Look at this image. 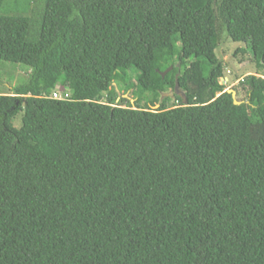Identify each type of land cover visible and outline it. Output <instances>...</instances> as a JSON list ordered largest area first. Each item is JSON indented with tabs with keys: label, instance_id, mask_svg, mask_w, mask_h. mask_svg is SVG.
Instances as JSON below:
<instances>
[{
	"label": "trees",
	"instance_id": "16d2710c",
	"mask_svg": "<svg viewBox=\"0 0 264 264\" xmlns=\"http://www.w3.org/2000/svg\"><path fill=\"white\" fill-rule=\"evenodd\" d=\"M258 1H0V59L31 68L0 93V264H264ZM224 36L257 67L241 104Z\"/></svg>",
	"mask_w": 264,
	"mask_h": 264
},
{
	"label": "rangeland",
	"instance_id": "374dc122",
	"mask_svg": "<svg viewBox=\"0 0 264 264\" xmlns=\"http://www.w3.org/2000/svg\"><path fill=\"white\" fill-rule=\"evenodd\" d=\"M1 1V0H0ZM264 9V0H259L256 7L252 8L254 14H258L259 11ZM217 54L225 63V77L221 80L226 86V90L232 89L239 80L243 79L246 75L256 74L257 67L253 59V53L248 44L242 42H236L230 38L224 36L221 43L217 48ZM31 68L19 63H12L3 61L0 59V93L11 94V88L15 85L26 83L29 79V73ZM112 87H116L118 97L116 103L127 106V102L122 101V97L125 96L129 99L132 105L145 106V102H137V98L134 95H130V92L126 93L125 85L123 82H114L110 86H106V91H110ZM172 94V93H171ZM102 101H106L104 97ZM172 100V103H175ZM153 109H157L155 105L150 106ZM22 114H19L14 122L16 126L20 125ZM249 157L251 161L255 160L254 149L252 145L249 147Z\"/></svg>",
	"mask_w": 264,
	"mask_h": 264
},
{
	"label": "built area",
	"instance_id": "2783aa9c",
	"mask_svg": "<svg viewBox=\"0 0 264 264\" xmlns=\"http://www.w3.org/2000/svg\"><path fill=\"white\" fill-rule=\"evenodd\" d=\"M51 97L55 99H70L71 96L68 92H66L65 94H61L58 91H54L51 94Z\"/></svg>",
	"mask_w": 264,
	"mask_h": 264
},
{
	"label": "water",
	"instance_id": "95a60500",
	"mask_svg": "<svg viewBox=\"0 0 264 264\" xmlns=\"http://www.w3.org/2000/svg\"><path fill=\"white\" fill-rule=\"evenodd\" d=\"M171 68H172V67H171ZM163 74H164V73H163ZM228 92L232 93L235 104H241V103H242V101H239V100L237 99V93H236V91H235L233 88H232V89H229ZM158 106H159V105H155L156 108H157Z\"/></svg>",
	"mask_w": 264,
	"mask_h": 264
}]
</instances>
